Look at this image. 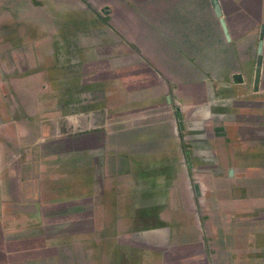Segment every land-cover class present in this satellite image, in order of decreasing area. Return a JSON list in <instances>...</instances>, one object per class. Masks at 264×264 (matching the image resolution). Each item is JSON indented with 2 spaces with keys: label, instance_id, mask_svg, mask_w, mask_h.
I'll use <instances>...</instances> for the list:
<instances>
[{
  "label": "crops",
  "instance_id": "obj_1",
  "mask_svg": "<svg viewBox=\"0 0 264 264\" xmlns=\"http://www.w3.org/2000/svg\"><path fill=\"white\" fill-rule=\"evenodd\" d=\"M0 264H264V0H0Z\"/></svg>",
  "mask_w": 264,
  "mask_h": 264
},
{
  "label": "rangeland",
  "instance_id": "obj_2",
  "mask_svg": "<svg viewBox=\"0 0 264 264\" xmlns=\"http://www.w3.org/2000/svg\"><path fill=\"white\" fill-rule=\"evenodd\" d=\"M220 36H222L223 34H219ZM227 50L223 49V48H218L216 49V58H217V61H218V64L216 65H202L201 68H202V74L203 73H212V74H217V77H224V75L228 74V70L231 68V70H234L235 67H238L236 65H225V64H221L220 62L223 61V60H226L228 58H231V55H228L225 54L227 53L226 52ZM231 50H229L230 52ZM213 50L212 49H205V48H202V56L203 54H208V53H211L212 54ZM233 58V57H232Z\"/></svg>",
  "mask_w": 264,
  "mask_h": 264
}]
</instances>
